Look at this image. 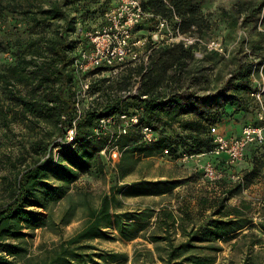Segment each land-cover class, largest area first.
Wrapping results in <instances>:
<instances>
[{"label":"trees","instance_id":"trees-1","mask_svg":"<svg viewBox=\"0 0 264 264\" xmlns=\"http://www.w3.org/2000/svg\"><path fill=\"white\" fill-rule=\"evenodd\" d=\"M100 1L105 3L102 6L109 2L0 0V105L8 108L0 110V120L6 121L11 115L10 119L25 123L31 132L40 130L26 148L32 161L10 182L8 199L0 206V264H16L18 257L27 254L28 238L48 224L52 205L68 194L82 174L104 171L101 151L110 134L97 139L92 136L100 118L119 114H135L139 118V125L116 142L121 151L117 164L121 180L133 172L142 158L209 154L214 148L210 128L224 123L232 111L241 115L249 112L255 117L256 107L249 95L254 90L251 76L259 66H263L264 74V59L257 65L252 61L239 64L215 95L198 96L192 86H183L186 71L195 58L193 48L178 43L156 46L149 41L147 61L121 72L120 84L102 88L91 82V93L98 96L84 106L76 121L74 142L65 146L57 141L77 117L76 90L81 76L75 72L73 62L81 50L92 48L86 36L71 40L70 35L76 33L77 23L93 15V6ZM206 1L140 3L145 11L168 19L181 31L202 36L204 28L210 26L202 11ZM260 6L247 4L241 8L246 22L254 19ZM154 23L156 19L151 17L138 28H151ZM76 41L81 42L79 50ZM256 48L263 50L260 44ZM96 73L101 70L89 72ZM134 79L138 81L135 92ZM204 89L210 86L207 84ZM141 125L154 131L152 142L142 141ZM213 158L216 161L212 162L224 174L215 182L219 194H183L179 190L187 182L183 179L115 184L102 196L98 209L91 211L85 226L37 264H215L222 251L220 242L250 237L248 250L262 246L264 221L254 223L250 203L243 200L236 205L227 204L248 177L255 175L256 168L262 167L259 148H247L244 159L251 160L252 167L243 172L235 188L229 186L230 174L235 172H230L225 157ZM118 196H168L174 204L117 211L113 209L121 206ZM109 229H115L125 241L139 239L131 256L88 244L98 238L109 239ZM241 264L250 262L245 259Z\"/></svg>","mask_w":264,"mask_h":264},{"label":"rangeland","instance_id":"rangeland-1","mask_svg":"<svg viewBox=\"0 0 264 264\" xmlns=\"http://www.w3.org/2000/svg\"><path fill=\"white\" fill-rule=\"evenodd\" d=\"M119 0H109L107 5L103 1L93 6L94 13L87 20L77 23L76 33L70 35L71 40H78L86 36V33L101 26L104 22V13L112 9ZM247 4L252 6L261 5L260 12L255 14L252 21L246 22L241 13V8ZM103 7L105 10L103 11ZM203 13L207 16L210 26L204 28L201 36L204 41L217 40L223 47L222 53H205L203 58H195L190 63L183 79V86H192L198 96L205 94L215 95L225 82L233 75L239 64L254 62L256 65L264 59V0H207L203 7ZM142 25V24H141ZM155 23L148 28L143 25L135 33V40L141 39L142 44L135 47L136 60L128 59L125 65L117 74L107 70L91 76L94 87L102 88L110 84H120L121 72L126 68L136 67L144 60L147 61L149 51L146 48L147 42L151 41L150 33L155 29ZM171 25V24H170ZM173 26V25H171ZM263 46L262 51L256 50L257 45ZM78 50L81 42L76 41ZM262 67L253 72L251 79L253 89L264 84V74ZM82 79L83 76L80 75ZM102 80V81H101ZM133 90L138 86L137 79L133 81ZM210 86V89L204 88ZM115 89V87H113ZM98 95L90 94L93 99ZM91 100H84L86 106ZM222 102V100L220 101ZM219 102V103H220ZM219 103H216L219 104ZM4 106V107H2ZM0 110L8 111L6 105H0ZM11 114V113H10ZM9 118L6 121L0 120V206L8 199L10 182L25 165L32 161L31 155L27 153V146L32 138L36 137L37 128L31 132L25 123ZM253 120L249 112L244 115L237 111H232V115L227 120L216 126L221 132L228 135H237L241 127ZM120 159V158H119ZM115 161L107 160L104 157L105 168L102 173L91 172L82 174L77 182L70 186L68 194L59 202L52 205L50 209V219L48 224L33 232L28 238V252L16 259V264H37L43 261L53 249L61 242L69 239L79 232L86 224L92 210L98 209L103 195L107 194L115 184H130L136 181H156L163 179H183L187 181L179 190L183 194H194L214 196L219 194L217 181H210L204 178L199 167L204 162L216 161L211 156L196 157L190 160L181 158H170L157 155L148 159L142 158L135 165L134 170L125 178L119 180L117 164ZM251 160L243 159L235 168H230L241 177L243 172L250 170ZM241 174V175H240ZM226 176V175H225ZM231 177V174H230ZM232 181L231 188L237 185ZM248 183V184H246ZM121 206L113 210L125 211L135 210L147 205L159 206L161 203L174 204L173 198L161 196L124 197L118 196ZM250 203V212L254 223L259 220L264 221V170L262 167L256 168L255 175L249 176L247 182L236 191L234 197L228 200V205L239 204L240 201ZM111 237L109 239H94L88 244L97 247L99 250L114 251L132 255L134 245L139 239L125 241L120 238L115 229H109ZM246 232V231H245ZM231 242H220L222 251L217 254L215 264H241L243 260H249L250 264H264V243L262 246H254L248 250L247 246L251 238ZM264 240V236H263ZM237 242L235 245H232ZM50 255V254H49ZM129 264V263H128Z\"/></svg>","mask_w":264,"mask_h":264},{"label":"built area","instance_id":"built-area-1","mask_svg":"<svg viewBox=\"0 0 264 264\" xmlns=\"http://www.w3.org/2000/svg\"><path fill=\"white\" fill-rule=\"evenodd\" d=\"M151 17H155L156 26L150 33V39L156 46L182 44L185 48H193L196 58H203L205 53L209 52H223V47L219 41H204L197 33L183 32L178 25L176 27L171 26L168 19L154 16L145 11L140 0H119L117 5L104 13L103 24L86 33V37L92 44L91 50H81L79 56L73 62L75 72L83 76L76 90L75 109L77 117L64 137L58 138L57 141L65 146L74 142L76 121L80 118L85 106L83 101L86 99L87 101L92 100L90 97L92 75L89 72L101 70L102 73V71L107 70L117 74L128 59L136 60L135 47L143 43L141 39L135 40L136 30ZM174 18L179 22L177 17ZM192 30H195L194 26L191 27ZM133 92H135V89ZM249 95L256 107L254 120L245 124L240 134L236 136L227 137L219 132L217 127H211L210 134L213 137L214 148L209 154H201L197 157L211 156L218 158L224 156L226 165L234 168L244 159L247 148L254 145L261 152L262 168L264 170V84L259 85ZM137 125H139V118L135 114H119L108 118H100L93 130V138L97 139L106 133L110 134L101 155L110 161L118 160L121 156V151L116 145L118 138L123 134H127L131 128ZM140 133L142 141L145 143H150L155 139L154 131L147 125H141ZM193 158L196 157L183 155L184 160ZM199 167L207 180L219 181L224 177V174L213 162H204ZM230 178L238 181L240 176L233 173Z\"/></svg>","mask_w":264,"mask_h":264},{"label":"crops","instance_id":"crops-1","mask_svg":"<svg viewBox=\"0 0 264 264\" xmlns=\"http://www.w3.org/2000/svg\"><path fill=\"white\" fill-rule=\"evenodd\" d=\"M154 44V43H153ZM155 45V44H154ZM122 69V68H121ZM254 120V119H253ZM252 121V120H251ZM220 131V130H219ZM241 132V131H240ZM240 132H238V134L237 135H239L240 134ZM230 136H233V135H230ZM236 136V135H235ZM239 164V163H238ZM237 164V165H238ZM237 167V166H236ZM235 168V167H234Z\"/></svg>","mask_w":264,"mask_h":264}]
</instances>
